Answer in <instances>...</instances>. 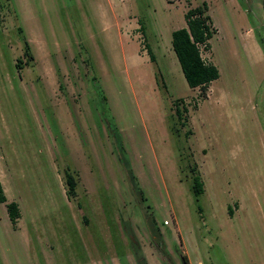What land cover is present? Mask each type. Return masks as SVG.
I'll return each mask as SVG.
<instances>
[{
	"label": "rangeland",
	"instance_id": "rangeland-1",
	"mask_svg": "<svg viewBox=\"0 0 264 264\" xmlns=\"http://www.w3.org/2000/svg\"><path fill=\"white\" fill-rule=\"evenodd\" d=\"M203 2L220 76L202 91L171 32ZM248 23L264 53V0H0V181L20 211L0 203V264H264Z\"/></svg>",
	"mask_w": 264,
	"mask_h": 264
},
{
	"label": "trees",
	"instance_id": "trees-1",
	"mask_svg": "<svg viewBox=\"0 0 264 264\" xmlns=\"http://www.w3.org/2000/svg\"><path fill=\"white\" fill-rule=\"evenodd\" d=\"M184 18L186 26L177 28L171 32L172 49L178 59L184 78L190 88L199 87L206 89L210 82L220 75L218 67L207 62L201 56L200 46L204 49L209 47V39L217 31L212 18L208 13V5L203 2L189 8ZM143 30V24H140ZM261 44V43H260ZM150 58L153 57L152 50L147 46ZM23 53L27 61L32 59L29 43L23 38ZM19 62H21L19 60ZM177 116L181 115V110L176 106ZM178 131V130H177ZM67 191L72 192L75 187V178L72 173L65 174ZM190 188L193 195L198 198L202 193V182L198 174H193L190 178ZM0 203H5L8 217L12 223L20 216L19 206L16 201H8L0 181Z\"/></svg>",
	"mask_w": 264,
	"mask_h": 264
},
{
	"label": "crops",
	"instance_id": "crops-1",
	"mask_svg": "<svg viewBox=\"0 0 264 264\" xmlns=\"http://www.w3.org/2000/svg\"><path fill=\"white\" fill-rule=\"evenodd\" d=\"M234 1H236V0H234ZM212 18V17H211ZM212 21H213V19H212ZM186 23V22H185ZM213 24H214V22H213ZM185 26H186V24H185ZM216 27V26H215ZM216 29H217V27H216ZM218 30V29H217ZM245 31H244V35H245V40L248 42V45L250 46V48H251V50H253L254 52H256L258 55H259V57L260 58H262V59H264V53H263V51H262V48L260 47V45L258 44V42H257V39H256V37H255V35H254V32L252 31V27H251V25L248 23V26L247 27H245V29H244ZM217 32V31H216ZM215 32V33H216ZM214 33V34H215ZM212 63H214L213 61H212ZM220 73V72H219ZM220 76V75H219ZM213 82V81H212ZM0 178H1V175H0Z\"/></svg>",
	"mask_w": 264,
	"mask_h": 264
}]
</instances>
